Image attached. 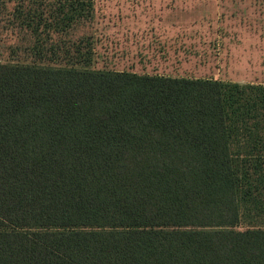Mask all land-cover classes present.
<instances>
[{
  "label": "trees",
  "instance_id": "1",
  "mask_svg": "<svg viewBox=\"0 0 264 264\" xmlns=\"http://www.w3.org/2000/svg\"><path fill=\"white\" fill-rule=\"evenodd\" d=\"M96 24L0 0V264H264V83L97 68Z\"/></svg>",
  "mask_w": 264,
  "mask_h": 264
},
{
  "label": "rangeland",
  "instance_id": "2",
  "mask_svg": "<svg viewBox=\"0 0 264 264\" xmlns=\"http://www.w3.org/2000/svg\"><path fill=\"white\" fill-rule=\"evenodd\" d=\"M93 65L264 83V0H96Z\"/></svg>",
  "mask_w": 264,
  "mask_h": 264
}]
</instances>
